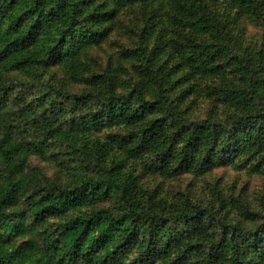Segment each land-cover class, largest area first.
I'll list each match as a JSON object with an SVG mask.
<instances>
[{"label": "trees", "instance_id": "16d2710c", "mask_svg": "<svg viewBox=\"0 0 264 264\" xmlns=\"http://www.w3.org/2000/svg\"><path fill=\"white\" fill-rule=\"evenodd\" d=\"M147 1L169 3L180 29L211 23L200 15L193 0H0V189L4 195L0 201V264H154L157 260L251 264L264 253V225L255 230L229 223L215 208L191 199L157 209L134 198L130 185L97 157L82 158L79 165L97 168L100 179L66 186L47 183L40 169L29 164L33 156L73 161L81 152L76 135L116 123L143 126L141 137L130 140L129 150L138 153L147 146L153 152L149 169L164 174L177 161L176 140L168 136L172 126H183L186 120H178L176 107L170 106L162 91L163 83L154 98L146 96L139 84L132 92H118L113 75L106 92H68L50 83L14 82L1 71L46 65L61 48L63 60L76 72L85 65L76 55L92 41H99L102 11L107 9L114 16L125 7ZM241 4L251 7L247 0ZM258 16L264 26L263 13ZM192 39L187 36L176 47L187 59L185 63L193 69H225L227 60L220 48L209 50ZM165 54L164 49L153 48L147 62L161 65ZM241 65L247 81L234 88L225 85L217 95L246 108L233 114L228 123L191 122L196 136L189 140L180 161L185 167H194L202 147L212 157L237 148L264 161V94L258 89L257 70ZM119 140L130 144L122 136ZM204 161L206 166L211 163L210 158ZM112 193L120 198L119 213L103 208L56 225L48 221L51 215L91 206ZM17 197L25 212L5 206ZM27 234L32 237L25 243L12 244L14 236Z\"/></svg>", "mask_w": 264, "mask_h": 264}, {"label": "rangeland", "instance_id": "374dc122", "mask_svg": "<svg viewBox=\"0 0 264 264\" xmlns=\"http://www.w3.org/2000/svg\"><path fill=\"white\" fill-rule=\"evenodd\" d=\"M193 1L198 5L200 15L211 22L210 25L194 27L188 24L185 30L180 29L176 25L180 20L176 21L172 6L167 2L136 3L119 10L114 16L104 9V22L97 27L100 30L99 41H92L76 55L85 64L76 72L63 60L61 48L46 65L23 71L5 68L1 71L14 82L28 81L38 86L50 83L68 92H106L113 84L109 79L113 75L116 83L113 86L118 92H132L139 84L146 96L154 98L163 83L162 91L168 96L170 106L176 107L178 120H186L185 125H174L170 129L168 138L176 140L178 159L166 173L147 167L153 153L147 146L138 153L129 150L132 148L130 140L141 137L143 126L124 123L76 135L75 141L81 152L73 161H45L33 156L30 166L39 168L47 183L66 186L87 179H100L97 168L79 165L82 158L97 157L121 182L130 185L134 198L145 204L162 209L191 199L202 206L215 208L229 223L256 230L264 225V161L261 156L233 148L228 154L214 153L212 157L208 149L202 147L200 154L192 150L197 154L194 167H185L180 161L188 151L189 140L196 136L191 122L210 119L228 123L233 114L246 108L217 95L225 85L238 86L247 81L241 64L257 70L258 89L260 94H264V26L258 16L261 12L264 16V0H247L251 7L242 5L241 0ZM187 36L206 49L220 48L227 60L225 69L219 72L205 66L193 69L185 63L187 59L177 52L176 47ZM153 48L166 51L162 59L165 63L152 65L147 62V54ZM120 136L131 145L121 142ZM205 158L211 159L209 166L205 165ZM3 196L0 189V201ZM120 205V198L112 193L91 206L51 215L48 221L56 225L63 219L86 216L103 208L119 213ZM5 206L10 211L25 212L19 197ZM31 237L30 234L14 236L12 244L18 247ZM154 264L172 263L171 260H157ZM251 264H264V253L255 256Z\"/></svg>", "mask_w": 264, "mask_h": 264}]
</instances>
